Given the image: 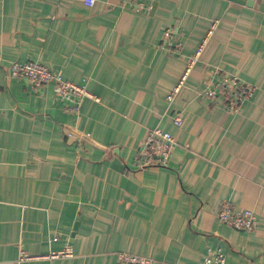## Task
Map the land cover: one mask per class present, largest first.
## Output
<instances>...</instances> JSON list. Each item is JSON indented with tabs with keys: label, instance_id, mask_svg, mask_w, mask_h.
Instances as JSON below:
<instances>
[{
	"label": "crops",
	"instance_id": "1",
	"mask_svg": "<svg viewBox=\"0 0 264 264\" xmlns=\"http://www.w3.org/2000/svg\"><path fill=\"white\" fill-rule=\"evenodd\" d=\"M133 1L0 0V264H139L121 252L185 264L216 251L264 264V0ZM27 60L97 100L72 113L54 83L7 76ZM222 74L254 88L236 111L219 86L200 92ZM154 126L175 147L166 165L140 167ZM221 202L253 210L256 226L221 222Z\"/></svg>",
	"mask_w": 264,
	"mask_h": 264
},
{
	"label": "built area",
	"instance_id": "2",
	"mask_svg": "<svg viewBox=\"0 0 264 264\" xmlns=\"http://www.w3.org/2000/svg\"><path fill=\"white\" fill-rule=\"evenodd\" d=\"M87 6H91L94 0H82ZM149 6L145 5L142 1L135 0L132 2V9L140 11L148 9ZM210 27L207 33H210ZM168 31L164 32L167 36ZM201 47L199 46L192 56L189 58L185 70L181 73L176 83L170 88L166 94V100L171 102L180 88L184 85L187 73L195 58L200 54ZM7 76L17 78L24 84H28L33 88L41 84L52 82L57 87V98L62 103L63 107L69 112L76 113L79 111L81 102L84 97H90L97 100V97L92 94L85 84H79L70 80H66L60 76L58 72L50 70L45 64L36 60H27L24 62L14 61L11 62L7 68ZM219 86L223 103L225 106L236 111L240 103L250 98L253 95L254 88L246 82H242L234 75L222 74L216 83L211 86L207 83L200 91L208 98H215L217 92L216 87ZM172 124L175 127L180 126L182 119L178 113L172 116ZM72 132H67L71 136ZM176 141L169 131L164 130L158 126L148 128L143 141L141 142L137 156L139 159V166L146 167L151 165H166L171 151L175 147ZM216 217L233 228L250 230L256 226L257 220L253 210L249 208H233L227 202H221L215 211ZM65 255H70V248L67 247L61 252ZM26 252H20L19 259L28 258ZM118 257L123 262L148 264L150 259L143 256H137L121 252ZM185 264H225V256L220 251H216L211 255H207L199 263H185Z\"/></svg>",
	"mask_w": 264,
	"mask_h": 264
},
{
	"label": "water",
	"instance_id": "3",
	"mask_svg": "<svg viewBox=\"0 0 264 264\" xmlns=\"http://www.w3.org/2000/svg\"><path fill=\"white\" fill-rule=\"evenodd\" d=\"M239 1H248V2H251V0H239Z\"/></svg>",
	"mask_w": 264,
	"mask_h": 264
}]
</instances>
